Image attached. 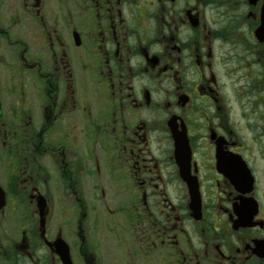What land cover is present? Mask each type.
Returning a JSON list of instances; mask_svg holds the SVG:
<instances>
[{
	"label": "flooded vegetation",
	"instance_id": "1",
	"mask_svg": "<svg viewBox=\"0 0 264 264\" xmlns=\"http://www.w3.org/2000/svg\"><path fill=\"white\" fill-rule=\"evenodd\" d=\"M0 264H264V0H0Z\"/></svg>",
	"mask_w": 264,
	"mask_h": 264
},
{
	"label": "water",
	"instance_id": "2",
	"mask_svg": "<svg viewBox=\"0 0 264 264\" xmlns=\"http://www.w3.org/2000/svg\"><path fill=\"white\" fill-rule=\"evenodd\" d=\"M175 145L177 149H181V140H176Z\"/></svg>",
	"mask_w": 264,
	"mask_h": 264
}]
</instances>
